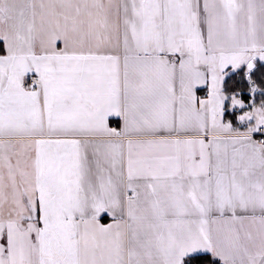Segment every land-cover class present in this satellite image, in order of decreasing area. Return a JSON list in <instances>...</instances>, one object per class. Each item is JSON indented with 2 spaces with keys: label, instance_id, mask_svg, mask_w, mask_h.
<instances>
[{
  "label": "snow or ice",
  "instance_id": "1",
  "mask_svg": "<svg viewBox=\"0 0 264 264\" xmlns=\"http://www.w3.org/2000/svg\"><path fill=\"white\" fill-rule=\"evenodd\" d=\"M0 264H264V0H0Z\"/></svg>",
  "mask_w": 264,
  "mask_h": 264
},
{
  "label": "crops",
  "instance_id": "2",
  "mask_svg": "<svg viewBox=\"0 0 264 264\" xmlns=\"http://www.w3.org/2000/svg\"><path fill=\"white\" fill-rule=\"evenodd\" d=\"M111 123H112L113 126H115V118H113Z\"/></svg>",
  "mask_w": 264,
  "mask_h": 264
}]
</instances>
